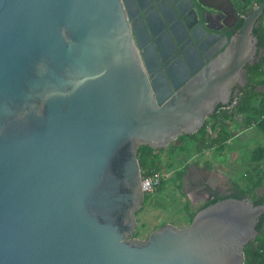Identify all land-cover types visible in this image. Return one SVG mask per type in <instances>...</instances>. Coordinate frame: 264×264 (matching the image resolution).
Instances as JSON below:
<instances>
[{
    "label": "water",
    "instance_id": "95a60500",
    "mask_svg": "<svg viewBox=\"0 0 264 264\" xmlns=\"http://www.w3.org/2000/svg\"><path fill=\"white\" fill-rule=\"evenodd\" d=\"M136 1L0 0V264H246L264 214L249 197L131 237L145 201L139 147L196 133L238 95L264 55V0L220 51L188 14L191 37L172 25L167 41L182 54L161 36L144 47ZM194 186V202L220 194L206 178Z\"/></svg>",
    "mask_w": 264,
    "mask_h": 264
},
{
    "label": "rangeland",
    "instance_id": "374dc122",
    "mask_svg": "<svg viewBox=\"0 0 264 264\" xmlns=\"http://www.w3.org/2000/svg\"><path fill=\"white\" fill-rule=\"evenodd\" d=\"M262 73L263 76L264 66ZM257 89L264 91V85L258 84ZM237 106H233L232 113L228 114L226 110L207 119L209 141L220 135L217 129L223 138H227L222 148L213 147L199 152L196 140L181 136L163 150L148 151L149 159L157 158L159 161V170L165 174V179L155 194L145 195V201L136 213L138 223L131 238L144 241L154 229L166 223L180 227L189 225L198 204L204 201L202 198L194 202L187 189L189 187H185L189 174L215 175L220 189L252 187L254 191L249 198L253 201L257 193L264 192V131L258 126L247 129L246 117L241 115ZM212 121L217 125L212 126ZM228 127L230 129H226ZM243 129L240 136L230 140L233 134ZM254 155L260 159H253ZM257 180L258 184L254 186Z\"/></svg>",
    "mask_w": 264,
    "mask_h": 264
},
{
    "label": "flooded vegetation",
    "instance_id": "af4514ba",
    "mask_svg": "<svg viewBox=\"0 0 264 264\" xmlns=\"http://www.w3.org/2000/svg\"><path fill=\"white\" fill-rule=\"evenodd\" d=\"M261 2H259L258 4H260ZM136 3H138L136 4V7H132L134 16L131 20V23H133V28L137 27L140 33L143 34L146 39L148 38L144 47L153 42L155 47L157 48L155 40L157 37L161 36V40L163 41V43H165L167 48L173 50L171 51V54H175L177 52H180V54H182L183 52V50L181 49V44L178 43L175 39L174 43L176 46L173 45V42L172 44L167 43V41L169 40L168 36L173 35L171 30L172 25H175V28L179 32V35L181 37H184V42H187L189 37H191L189 35V29L184 20V17L188 16V14H190L192 20H198V23L200 22L202 24L203 30L204 32H206L202 37H205L206 39L211 37L212 39L209 38V41L217 39V42L220 43V51L223 50L228 44L222 41L223 37L225 35L231 36L233 30L239 28L242 25H240V22L243 21V18L246 15L247 11L251 7L257 5L255 4V2H253V0H249V2H247L248 4L245 6L240 3V0H232V4L229 5L221 3L219 0H142V5H140V3L137 1ZM179 3L186 8L183 13L178 8ZM213 5L220 6L221 9H218V7ZM147 17H150L153 30L149 27ZM205 19H207L208 21H205ZM260 20L261 21L256 28L263 27L264 29V12L260 17ZM212 34H219L220 36L213 38L215 36ZM192 42L194 43L193 40ZM192 42L190 41V43H187L184 48H188L192 44ZM196 45L197 44L195 43V46ZM212 46H210V48ZM259 48L262 49V52H264V46L261 43V40H259ZM263 58L264 55H262L258 61H255L247 66L246 76L233 87V92L237 91L238 95L236 97H233L232 101L237 98L240 102L244 96L245 91L251 88L253 83L252 75L256 71L257 64ZM162 65L165 67V61H162ZM220 105L217 107V114L220 109H222L223 107L225 108L224 105ZM205 178L211 183L218 184L217 176L215 175L207 174L202 176L201 173L191 174V185L187 189L189 192H191L193 199H196V195L198 194L194 185L200 183V180H205ZM218 185L220 186V184ZM218 190L220 191V194H214L212 197L209 195L208 191L204 192L203 190V198L206 197L208 198V200H204L202 203H199L198 209L205 203L211 201L214 197H220V199H222L233 193V189L229 190V187ZM254 201H258L257 204H264V192L257 193Z\"/></svg>",
    "mask_w": 264,
    "mask_h": 264
},
{
    "label": "trees",
    "instance_id": "16d2710c",
    "mask_svg": "<svg viewBox=\"0 0 264 264\" xmlns=\"http://www.w3.org/2000/svg\"><path fill=\"white\" fill-rule=\"evenodd\" d=\"M247 2H249V0H247ZM242 22L243 21L240 22V25L242 24ZM255 32L258 34L261 40V43L264 46L263 27L255 28ZM263 66H264V58L257 64L256 71L252 75V82H253L252 86L249 90L245 91L242 100L238 103L237 109L240 113L248 114V118H247L248 120H246L247 124L250 125L253 123L255 126H258L261 130L264 131V91H260L257 89L258 84L264 85V75L262 76ZM258 97H262V98L260 99L258 104H254V100ZM220 106H223V105H220ZM217 111L218 109L213 115L217 114ZM208 125H209V120H206L205 124L196 133L183 134L181 136L191 137L194 140H196L199 152H202L206 149H210L213 147L222 148L227 138H223V135H221V132H218L220 135L218 134L219 136H217L214 140L209 141L207 137ZM152 150L154 151L155 149L147 145H142L138 149V156H139L140 164L142 166L143 176L145 177L149 175L151 172L159 170V164H158L159 161L157 160V158H153V159L148 158V155H149L148 151H152ZM254 156H253V159H256V161L260 159V156L259 157L255 156V158ZM164 179L165 178H163V181ZM258 182L259 180L255 181L254 186L257 185ZM180 184L182 185V182H180ZM253 191L254 189L252 187L250 189H242L239 186H236V188L233 189V193L229 196H226L225 198L227 197H236V198L249 197L253 193ZM219 199L220 197H214L211 201L205 203L199 209L204 208L212 203H215ZM254 202L256 204L258 203V201H254ZM198 210H196V212ZM195 213L193 214L192 219ZM258 230H259V234L257 238L254 241L250 242L245 247L246 264H264V214L261 216L260 222L258 224Z\"/></svg>",
    "mask_w": 264,
    "mask_h": 264
},
{
    "label": "built area",
    "instance_id": "2783aa9c",
    "mask_svg": "<svg viewBox=\"0 0 264 264\" xmlns=\"http://www.w3.org/2000/svg\"><path fill=\"white\" fill-rule=\"evenodd\" d=\"M262 0H253L255 4H258ZM239 103V99H234L233 102H231L227 107L232 108L235 106V104ZM164 173L160 170L153 171L146 177L143 176V189L145 192V195H153L155 194L156 190L162 185Z\"/></svg>",
    "mask_w": 264,
    "mask_h": 264
},
{
    "label": "crops",
    "instance_id": "0c3cea01",
    "mask_svg": "<svg viewBox=\"0 0 264 264\" xmlns=\"http://www.w3.org/2000/svg\"><path fill=\"white\" fill-rule=\"evenodd\" d=\"M221 3H224V4H232V0H219ZM240 3L243 5V6H245V5H247L248 3H247V0H240ZM213 6H216V7H218V9L220 8L221 9V7L220 6H217V5H213ZM262 97H259V98H256L255 100H254V104H258L259 103V101H260V99H261ZM226 110H227V112H226ZM234 111V109H233V107L232 108H228L227 106H225V108L223 107L222 109H220V111L218 112V115L219 114H221V113H223V112H226V113H232ZM244 114V117H246V119H245V121L246 120H248L247 118H248V114L247 113H241V115H243ZM244 121V120H243ZM215 126V125H217V123L216 122H213L212 121V126ZM255 125L252 123V124H247V122H246V127H247V129H250V128H253ZM226 129H230L229 127L228 128H226ZM245 129H243V130H240V131H237L235 134H233L231 137H230V140H233V138L234 137H238V136H240L241 135V133L244 131ZM218 132H219V130L217 129V134H218ZM209 134V133H208ZM207 137H208V135H207ZM217 137V136H216ZM256 163V162H255ZM219 184H220V182H219Z\"/></svg>",
    "mask_w": 264,
    "mask_h": 264
}]
</instances>
